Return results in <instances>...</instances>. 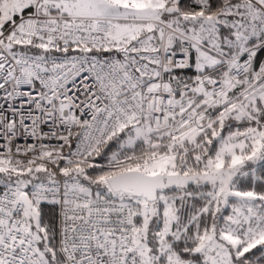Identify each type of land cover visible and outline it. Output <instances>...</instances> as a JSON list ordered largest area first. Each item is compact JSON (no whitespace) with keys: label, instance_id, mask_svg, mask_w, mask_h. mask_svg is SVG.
Instances as JSON below:
<instances>
[{"label":"snow or ice","instance_id":"1","mask_svg":"<svg viewBox=\"0 0 264 264\" xmlns=\"http://www.w3.org/2000/svg\"><path fill=\"white\" fill-rule=\"evenodd\" d=\"M261 56L264 0H0V264H264Z\"/></svg>","mask_w":264,"mask_h":264},{"label":"trees","instance_id":"2","mask_svg":"<svg viewBox=\"0 0 264 264\" xmlns=\"http://www.w3.org/2000/svg\"><path fill=\"white\" fill-rule=\"evenodd\" d=\"M261 59H264V56H261ZM258 168H259V166H258ZM247 183V181H242V184H246Z\"/></svg>","mask_w":264,"mask_h":264}]
</instances>
